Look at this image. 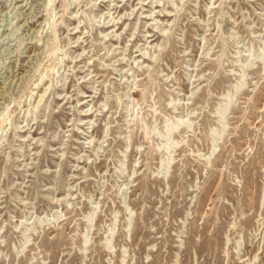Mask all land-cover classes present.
<instances>
[{
    "label": "rangeland",
    "instance_id": "obj_1",
    "mask_svg": "<svg viewBox=\"0 0 264 264\" xmlns=\"http://www.w3.org/2000/svg\"><path fill=\"white\" fill-rule=\"evenodd\" d=\"M0 264H264V0H0Z\"/></svg>",
    "mask_w": 264,
    "mask_h": 264
},
{
    "label": "bare ground",
    "instance_id": "obj_2",
    "mask_svg": "<svg viewBox=\"0 0 264 264\" xmlns=\"http://www.w3.org/2000/svg\"><path fill=\"white\" fill-rule=\"evenodd\" d=\"M172 127H173V126H172ZM173 130H174V128H171V127H170V129H168V132H169V133H172V132H174Z\"/></svg>",
    "mask_w": 264,
    "mask_h": 264
}]
</instances>
